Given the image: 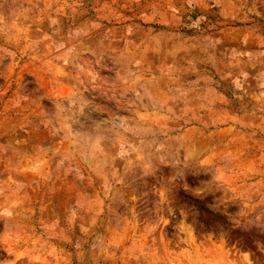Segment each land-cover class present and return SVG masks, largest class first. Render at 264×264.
I'll list each match as a JSON object with an SVG mask.
<instances>
[{
  "label": "rangeland",
  "instance_id": "374dc122",
  "mask_svg": "<svg viewBox=\"0 0 264 264\" xmlns=\"http://www.w3.org/2000/svg\"><path fill=\"white\" fill-rule=\"evenodd\" d=\"M0 264H264V0H0Z\"/></svg>",
  "mask_w": 264,
  "mask_h": 264
}]
</instances>
